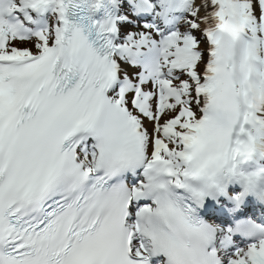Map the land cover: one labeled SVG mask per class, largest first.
Returning a JSON list of instances; mask_svg holds the SVG:
<instances>
[{
    "label": "snow or ice",
    "instance_id": "obj_1",
    "mask_svg": "<svg viewBox=\"0 0 264 264\" xmlns=\"http://www.w3.org/2000/svg\"><path fill=\"white\" fill-rule=\"evenodd\" d=\"M250 205L264 0H0V264H264Z\"/></svg>",
    "mask_w": 264,
    "mask_h": 264
},
{
    "label": "bare ground",
    "instance_id": "obj_2",
    "mask_svg": "<svg viewBox=\"0 0 264 264\" xmlns=\"http://www.w3.org/2000/svg\"><path fill=\"white\" fill-rule=\"evenodd\" d=\"M30 47V46H29Z\"/></svg>",
    "mask_w": 264,
    "mask_h": 264
}]
</instances>
